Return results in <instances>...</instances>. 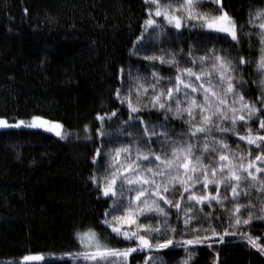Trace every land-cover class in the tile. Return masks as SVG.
I'll return each instance as SVG.
<instances>
[{"label": "trees", "instance_id": "trees-1", "mask_svg": "<svg viewBox=\"0 0 264 264\" xmlns=\"http://www.w3.org/2000/svg\"><path fill=\"white\" fill-rule=\"evenodd\" d=\"M182 2L160 0L162 6L171 4L173 8ZM150 8L155 9L145 0H0V118L16 124L34 116L41 117L62 125L58 131L66 135L61 139L43 129L25 126L0 128V264H25L20 259L32 253H41L43 259L27 264H77L67 254L82 251L76 234L89 229L95 231L109 248L136 246L117 238L101 223L112 200L102 197L94 189L90 177L96 171L93 156L101 146L96 135L100 121L96 117L118 112L115 118L104 122V130L112 134L120 122L128 118L127 106L122 107L116 99L121 78L125 82V95L129 86L135 88L138 83H145L144 77L151 81L154 71L164 78L157 91L162 89L166 94L167 88L174 86L175 68L161 64L159 60L155 67H151L142 57L161 56L160 50L166 49L177 54L179 66L183 68L191 65L179 55L181 49L187 54L189 47H194L197 56L204 55L205 49H225L226 53L222 54H227L234 62L241 56L253 61L243 69V78L247 82L243 86L245 99L255 102L261 94L258 82L262 76L255 71V62L260 55L259 29H253L248 21L250 14L254 17L257 10H264V0H220V4L205 0L197 7L198 12L209 16L227 13L238 26H242L241 43L235 46L223 34L203 33L199 27L193 29L191 24L177 34L163 18H156V21L171 42L152 41L150 35L154 36L153 32L144 33L143 42L137 43ZM261 22L264 21H256L257 24ZM249 32L252 33L251 40L245 35ZM144 48L147 50H138ZM169 76L172 85L167 82ZM142 103L149 104V101L145 99ZM175 106L173 101V109ZM141 115L151 123L162 122L164 117L163 113L149 111V108H145ZM260 119H264V115L255 118V122L238 125L234 132L217 136V139L228 143L230 150L238 156L250 154L255 160L257 155L264 154V148L249 146L239 137L247 136L249 129L253 136L264 135L258 131ZM224 126L231 127L230 124ZM167 127L175 129L171 134L173 137L187 130L182 120L171 117ZM120 143H105L104 151H114ZM148 147L159 151L160 145L144 146L142 150L146 152ZM208 162L204 161L205 164ZM248 162L247 159L243 161L245 166ZM105 163L106 158H101V172ZM258 179L264 181V175H258ZM246 187L248 184L241 185L242 190ZM181 191L177 187L166 198L180 200ZM197 191L198 194L201 192L200 189ZM209 191L216 194L215 187ZM124 196L126 201L128 193L125 192ZM221 196L230 199L231 188L223 191ZM184 199L186 201L187 197ZM262 200L264 197H258L253 190L248 197L224 205L229 211L236 203L255 205L240 214L243 221L251 212L253 219L250 223L241 224L236 229L230 227L229 212L215 202L211 206L204 205L203 215L198 216L201 223H194L192 227L204 229L211 224L220 235L225 230L229 235L223 242L219 236L214 237L209 241L212 247L207 244L189 246L192 259L188 264H264V252L248 243V239H252L264 247ZM188 206L184 205L185 208ZM161 207L167 210L163 203ZM200 207L196 205L195 210L199 212ZM122 214L123 208L112 213L113 216ZM209 214L213 219L204 221V215ZM164 220L163 216L153 213L140 217L138 223L156 227ZM231 222H235V217ZM167 224L176 227L177 232H166L155 237L154 242L194 238L192 233L182 235L183 214L178 222L174 208L168 215ZM199 235L210 236L211 233L201 230ZM145 256L155 258L156 264H180L187 259L188 253L183 247L171 246L137 252L129 258V264H145ZM79 264L83 261L80 260Z\"/></svg>", "mask_w": 264, "mask_h": 264}, {"label": "snow or ice", "instance_id": "snow-or-ice-1", "mask_svg": "<svg viewBox=\"0 0 264 264\" xmlns=\"http://www.w3.org/2000/svg\"><path fill=\"white\" fill-rule=\"evenodd\" d=\"M203 2L205 0H183L181 4L173 8L171 4L162 6L160 0H145L146 4L155 7V11L153 12L150 8L147 12L148 18L144 21L143 32L140 37H137V43L143 42L144 33L153 32L155 35H150L152 41L171 42V38L156 21V18H163L166 25L174 28L177 34L186 25L191 24L193 29L199 27L203 33L223 34L230 38L233 46L240 44L242 26H238L227 13L209 16L196 11ZM207 2L220 4V0H207ZM257 20L264 21V10H257L254 17L250 14L248 21L253 29H259L257 36L260 55L255 62V71L262 76L258 82L262 91L255 102L246 100L243 92V86L247 83L243 78V69L253 61L241 56L234 62L233 58L222 54L226 53L225 49L215 47L205 49V54L200 56L194 54L196 52L194 47L190 46L187 54L181 49L179 55L184 56L185 63L191 65L183 68L179 66L177 54L168 52L166 49L160 50L163 53L161 56L142 57L151 67H155V62L159 60L161 64L175 68L174 86L168 87L166 94L162 89L157 91L161 88L164 78L155 71L151 74V81L144 77L145 83H138L135 88L129 86L126 95L124 94L125 82L123 77L121 78V87L116 90V99L122 107L127 106L128 118L122 120L115 134H112L104 130V122L115 118L118 112L113 111L110 115L96 117L100 121L96 135L100 139L101 146L96 149L93 156L92 163L96 171L90 177V182L102 197L112 200V204L105 210L101 223L117 238L134 243L136 246L125 249L109 248L101 242L95 231L89 229L76 234L82 251L67 254L76 260L77 264L80 260L83 264H113V262L129 264V258L134 253L168 249L170 246L183 247L188 257L180 264H188V261L192 259L189 246L207 244L208 247H212L209 241L214 237L219 236V240L223 242L225 236L229 235L227 230L220 235L211 224L204 229L192 227L194 223H201L198 216L203 215L204 205L211 206L215 202L224 211L229 212L230 227L233 229L239 228L241 224L248 225L253 219L251 212L248 219L243 221L240 219L243 210L255 207L252 203L248 205L236 203L231 211L224 208V205L242 197H248L253 190L257 192L258 197H264V181L258 179V175H264V154L257 155L255 160L251 159L250 154L247 157L238 156L230 150L228 143L223 139H217V136L224 137L234 132L238 125L255 122V118L264 115V22L257 24ZM245 35L251 40V32ZM138 50L146 51L147 49ZM121 72L123 73V70ZM131 80L132 76L129 72V81ZM167 82L172 85L171 76L167 78ZM149 93L152 94L149 95ZM145 99L149 101V104L142 103ZM173 101L176 105L175 109L172 107ZM145 108L163 113V121L151 123L143 119L141 114ZM170 117L182 120L187 125V130L176 133L173 137L171 134L175 132V129L167 127ZM45 123L41 117L34 116L30 124L25 121L8 124L7 121L0 120V127L41 128L45 126ZM227 124L231 127L224 126ZM55 128L62 129V125L57 124ZM87 131L89 129L86 125L85 132ZM258 131L264 132V119H260ZM56 135L61 139L65 138L61 131H56ZM201 137H203L202 141ZM239 140L246 142L249 146L264 148V135L253 136L251 129L247 136H240ZM115 141H121L120 146L114 151L105 152L104 144ZM155 143L160 145L159 151L152 147H148L146 152L142 150L144 146ZM101 158H106L103 172H101ZM245 159L249 161L247 166L243 163ZM205 160L209 162L205 164ZM144 164L149 166L143 167ZM242 184H248V187L242 190ZM177 187L182 189L180 200L167 199V194L175 191ZM212 187L216 189L215 195L209 191ZM229 187L231 198L222 197L221 193ZM198 189L201 190L199 194ZM125 192L128 193L126 201ZM184 197H187L186 201ZM260 202L264 203V200ZM161 203L167 206V210L161 207ZM141 204L143 207H140ZM185 204L189 206L185 208ZM196 205L201 206L199 212L195 210ZM122 208V215H112L114 212H120ZM173 208L178 222L183 214L182 235L192 233L194 238L165 239L162 243L154 242L155 237L166 232L173 234L177 232L176 227L167 224L168 215ZM153 213L165 218L162 225L153 227L138 223L140 217ZM110 216L111 219H109ZM233 217H235L234 223L231 222ZM211 219H213L211 214L204 215V221ZM201 230L211 235L202 237L199 235ZM146 233L148 235H145ZM248 243L256 247L258 251L264 252V247L254 240L248 239ZM41 259L43 258L25 257L24 261L27 264L29 261ZM145 264H156L155 258L145 256Z\"/></svg>", "mask_w": 264, "mask_h": 264}, {"label": "rangeland", "instance_id": "rangeland-1", "mask_svg": "<svg viewBox=\"0 0 264 264\" xmlns=\"http://www.w3.org/2000/svg\"><path fill=\"white\" fill-rule=\"evenodd\" d=\"M152 11L154 12L155 11V9H152ZM197 11V10H196ZM201 13V12H200ZM0 120H5V121H7V123L8 124H14V123H12V122H10V121H8V120H6L5 118H0ZM42 120L43 121H45L46 123H45V126L44 127H41L40 129H43L44 131H47V132H50V133H53V134H55L56 135V131H58L59 129H56L55 128V124H57V123H53V122H50L49 120H46V119H43L42 118ZM26 123H31L32 122V119H30V120H24ZM0 128H3V127H0ZM48 129H53V130H48ZM63 131V130H62ZM64 132V131H63ZM65 134H66V132H64ZM64 136H66V135H64ZM101 240V239H100ZM101 242L102 243H104L102 240H101ZM105 244V243H104ZM82 249V248H81ZM25 257H43L42 256V254L41 253H32V254H27V255H25L23 258H21L20 260H21V262H23V263H25V261H24V258ZM29 262H36V261H29ZM28 263V262H27Z\"/></svg>", "mask_w": 264, "mask_h": 264}]
</instances>
